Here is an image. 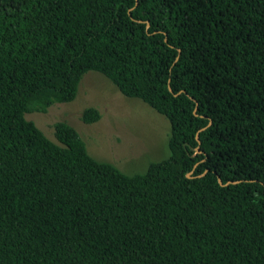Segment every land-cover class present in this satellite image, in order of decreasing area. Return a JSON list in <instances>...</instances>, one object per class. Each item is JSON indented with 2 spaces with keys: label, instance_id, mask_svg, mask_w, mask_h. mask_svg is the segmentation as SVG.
Masks as SVG:
<instances>
[{
  "label": "trees",
  "instance_id": "obj_1",
  "mask_svg": "<svg viewBox=\"0 0 264 264\" xmlns=\"http://www.w3.org/2000/svg\"><path fill=\"white\" fill-rule=\"evenodd\" d=\"M136 3L0 0V264H264V0ZM91 71L169 120V158L129 176L26 118Z\"/></svg>",
  "mask_w": 264,
  "mask_h": 264
},
{
  "label": "rangeland",
  "instance_id": "obj_2",
  "mask_svg": "<svg viewBox=\"0 0 264 264\" xmlns=\"http://www.w3.org/2000/svg\"><path fill=\"white\" fill-rule=\"evenodd\" d=\"M90 108L100 113V120L85 124L83 114ZM26 118L54 142L57 123L72 126L93 158L129 176L143 174L151 164L170 156L169 120L141 100L125 97L97 72L84 75L73 102L55 104L46 113L34 112Z\"/></svg>",
  "mask_w": 264,
  "mask_h": 264
},
{
  "label": "water",
  "instance_id": "obj_3",
  "mask_svg": "<svg viewBox=\"0 0 264 264\" xmlns=\"http://www.w3.org/2000/svg\"><path fill=\"white\" fill-rule=\"evenodd\" d=\"M138 4V0H137V3H136V5ZM232 182H229L228 184H231ZM220 184L222 185V182L220 181ZM227 184V185H228ZM222 186H224V185H222Z\"/></svg>",
  "mask_w": 264,
  "mask_h": 264
}]
</instances>
